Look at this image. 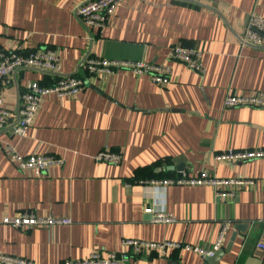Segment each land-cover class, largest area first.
<instances>
[{
    "label": "crops",
    "instance_id": "0c3cea01",
    "mask_svg": "<svg viewBox=\"0 0 264 264\" xmlns=\"http://www.w3.org/2000/svg\"><path fill=\"white\" fill-rule=\"evenodd\" d=\"M85 0H0V49H51L60 75L85 87L73 95H44L19 137L0 133L21 155L61 159L35 174L0 152V253L35 264H63L90 252H128L124 238L178 241L209 249L129 251L126 264H264L256 242L264 229V157L217 161L226 150L264 149V108L223 106L228 91L264 89V45L243 40L250 14L264 17V0H124L100 28L87 29L74 8ZM174 44L201 51V70L168 54ZM88 57L141 60L169 69V82L119 68L91 75ZM58 74L19 70L0 97L11 111L31 81L52 85ZM107 149L120 161L95 160ZM205 172L252 178L227 200L210 184H151L150 180ZM147 207L170 222H153ZM32 212L68 218L50 227H13L5 215ZM2 264V263H0Z\"/></svg>",
    "mask_w": 264,
    "mask_h": 264
},
{
    "label": "built area",
    "instance_id": "2783aa9c",
    "mask_svg": "<svg viewBox=\"0 0 264 264\" xmlns=\"http://www.w3.org/2000/svg\"><path fill=\"white\" fill-rule=\"evenodd\" d=\"M124 0H85L74 8V14L87 28H100L111 18L115 8ZM243 40L257 46L264 45V17L258 14H250L246 21ZM168 54L171 58L182 61L193 70H201V51L193 46L174 44ZM83 68L91 75L113 72L119 68L130 70L136 75L147 74L156 84L169 82V69L165 66L148 63L141 60H114L99 57H88L81 63ZM59 60L54 50L37 49L23 51L21 48L3 50L0 49V84H8L11 76L19 70H35L45 74H58L52 85H43L38 81H31L26 89L19 94L16 109L11 111L0 97V133L10 130L16 136H23L30 125L38 108L41 98L49 93L56 96H68L76 94L85 86V81L73 74L60 75ZM253 106L264 108V89H257L246 94L228 91L223 98V106ZM0 152H4L20 169H31L35 174H40L53 164L61 162L60 158L53 155L19 154L12 145L3 144L0 140ZM264 157V149L226 150L215 154L217 161H244ZM95 160L108 163H118L120 154L115 151L101 149L95 156ZM151 184H210L214 188V195L220 199L232 198L239 189H250L254 185L252 178H218L201 172L196 176L181 174L180 176L165 177L150 180ZM144 212L149 213L153 222H170L172 217L162 210L147 207ZM1 222L13 227H50L55 224L70 223L68 218L54 217L51 215L37 216L32 212H22L13 215H5ZM226 229L223 223L218 238L209 249L182 243L178 241H147L137 238H124L121 242L131 253L139 254L151 250L165 253L168 249H181L198 253L202 257H211L221 247V241ZM259 252L264 251V229L261 238L256 242ZM128 252H90L84 258L66 259L63 264H126L129 260ZM2 264H35L24 257L12 256L0 253Z\"/></svg>",
    "mask_w": 264,
    "mask_h": 264
},
{
    "label": "trees",
    "instance_id": "16d2710c",
    "mask_svg": "<svg viewBox=\"0 0 264 264\" xmlns=\"http://www.w3.org/2000/svg\"><path fill=\"white\" fill-rule=\"evenodd\" d=\"M42 84V83H41Z\"/></svg>",
    "mask_w": 264,
    "mask_h": 264
}]
</instances>
